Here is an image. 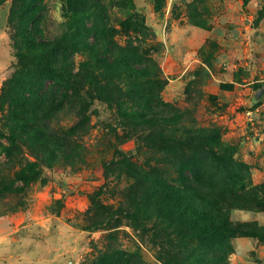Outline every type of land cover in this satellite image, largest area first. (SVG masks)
<instances>
[{"label": "trees", "instance_id": "16d2710c", "mask_svg": "<svg viewBox=\"0 0 264 264\" xmlns=\"http://www.w3.org/2000/svg\"><path fill=\"white\" fill-rule=\"evenodd\" d=\"M5 1L0 0V5ZM68 3L73 15L70 29L45 39L40 27L44 0H13L10 21L15 18L18 23L13 33L29 45V53L17 55L23 69L0 95L6 110L0 121V159L5 158L0 161V215L27 208L23 193L32 183H45L46 168L86 163L84 138L92 105L100 100L115 110L127 135L150 152L139 161L131 151L114 149L103 162L105 184L89 194L93 215L84 229L113 230L126 218L150 236L156 258L164 264H228L224 246L230 240L255 236L264 241V227L234 222L231 217L235 209L264 210V184L248 189L241 180L225 189L213 182L209 165L243 168L233 159V148L203 129L180 133L169 123L177 117L164 114L165 81L159 62L137 42L149 30L144 18L133 9L119 29L112 28L104 0ZM118 35L127 37L124 43ZM80 53L86 59L78 65ZM47 81L56 96L66 93V107L50 104L48 109L38 88L30 93V102L24 100L22 87L45 86ZM61 114L74 123L62 124ZM112 131L126 142L117 128ZM167 163L178 168V179H171L172 172L163 167ZM115 173L124 174L126 186L116 201L106 203L101 196ZM193 241L207 244L208 250L193 256L188 253ZM100 260L101 264H147L138 249L108 251Z\"/></svg>", "mask_w": 264, "mask_h": 264}, {"label": "rangeland", "instance_id": "374dc122", "mask_svg": "<svg viewBox=\"0 0 264 264\" xmlns=\"http://www.w3.org/2000/svg\"><path fill=\"white\" fill-rule=\"evenodd\" d=\"M104 3L112 28L119 29L133 9L144 18L149 30L137 42L159 62L165 81L161 91L164 114L177 117L170 125L180 133L205 130L211 138L231 146L233 159L244 164L236 169L218 162L209 165L213 182L225 189L241 180L248 189L249 185H263L264 0ZM12 6L13 0L0 5V95L5 84L23 69L17 55L29 53V45L13 33L18 23L15 18L10 21ZM44 7L41 36H62L73 24L68 0H44ZM118 39L124 43L127 37L118 35ZM85 59L83 53L76 55L78 65ZM36 88L44 93L41 97L48 109L50 104L67 106L66 93L56 96L49 81L45 86L22 87L24 100L29 101ZM5 113L0 101V121ZM60 119L62 124L74 123L65 114ZM89 127L84 138L88 149L85 164L46 168L45 183H32L23 193L27 208L0 215V264H101V256L116 249H138L147 264H164L156 258L150 236L136 230L126 218L113 230L83 228L93 215L89 194L105 184L103 162L112 157L114 149L131 151L139 161L150 152L127 135L115 110L104 101L95 100L92 105ZM114 128L126 142L122 143ZM163 167L172 172L171 179H178L174 164ZM123 176H110L101 196L104 202L118 199L126 186ZM231 217L234 222L264 227V210L235 209ZM207 250V244L193 241L188 253L196 256ZM224 250L229 253L228 264H264V241L259 237L234 238Z\"/></svg>", "mask_w": 264, "mask_h": 264}, {"label": "water", "instance_id": "95a60500", "mask_svg": "<svg viewBox=\"0 0 264 264\" xmlns=\"http://www.w3.org/2000/svg\"><path fill=\"white\" fill-rule=\"evenodd\" d=\"M264 92V91H263Z\"/></svg>", "mask_w": 264, "mask_h": 264}]
</instances>
